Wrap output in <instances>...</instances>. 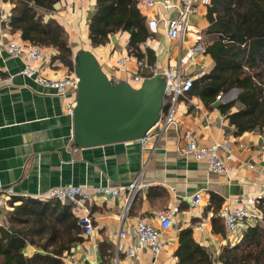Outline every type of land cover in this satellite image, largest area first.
I'll return each mask as SVG.
<instances>
[{
	"label": "crops",
	"instance_id": "crops-1",
	"mask_svg": "<svg viewBox=\"0 0 264 264\" xmlns=\"http://www.w3.org/2000/svg\"><path fill=\"white\" fill-rule=\"evenodd\" d=\"M162 1L156 0L151 7L138 4L146 23L149 18L158 21L156 26L147 25L150 35L139 46L142 52L149 50L153 55L151 63L142 59L141 68L133 47L128 46L127 31L110 35L105 45H89L88 23L96 0H60L44 18H53L63 26L73 56L82 48L92 51L114 83L124 81L139 87L144 79L153 77V65L158 70L179 66L181 75L192 81L209 73L214 62L204 49L215 38L205 33L210 0L195 2L198 12L187 15L188 28L179 31L176 39L166 36L162 18H174L182 6L181 0H168L173 5L169 9L164 8ZM13 5V0H0V189L12 191L10 196L3 195L6 202L0 205V226L7 225L12 211L10 198H35L34 195L58 185L80 186L91 196L84 202L93 233L89 239L81 236L73 242L69 251L62 254V264H177L175 250L182 229L191 230L192 238L208 253L212 264H222L217 260L221 249L236 244L242 231L254 222L244 220L238 230L229 232L217 210L237 204L264 222L258 202L245 203L248 198L264 196V132L253 129L236 133L228 115L237 111L240 103L225 113L220 106L225 103L220 101L223 96L207 105L198 96L186 93L177 98L174 121L160 135H151L142 143L136 139L85 148L75 146L73 119L66 105L75 101L76 91L61 95L35 78L38 74L53 80L71 70L58 59L55 48L39 46L40 58L30 63L35 74L29 77L22 73L24 63L6 48L11 40L27 43L7 22ZM197 46L200 49H195ZM126 55L129 60L116 67L117 60ZM134 74L142 75L139 81L132 79ZM158 77L164 79L162 75ZM170 104V99L164 97L160 114H165ZM188 131L201 146L218 145L217 153L230 171L212 173L204 161L184 155L183 134ZM224 143L229 144L228 151L221 146ZM136 179L148 185L137 192L127 213L125 192L113 196L95 194L93 190L97 186L126 185ZM195 193L200 195L198 204L192 202ZM236 199L244 201L236 203ZM166 207L178 209L172 224L163 228L154 213ZM136 218L160 232L163 248L156 256L148 249L140 250L134 257L127 255L132 240L119 238L118 232ZM25 251L30 256L40 250L28 245Z\"/></svg>",
	"mask_w": 264,
	"mask_h": 264
},
{
	"label": "trees",
	"instance_id": "trees-1",
	"mask_svg": "<svg viewBox=\"0 0 264 264\" xmlns=\"http://www.w3.org/2000/svg\"><path fill=\"white\" fill-rule=\"evenodd\" d=\"M58 2L13 0L7 22L25 42L55 48L58 59L72 71L73 53L65 29L55 19L44 18ZM207 17L205 33L215 38L204 52L214 66L192 81L188 94L210 105L218 95L238 89L235 99L220 105L223 112L238 102L241 107L228 115L236 133L264 132V0H210ZM118 31L129 33L128 46L133 47L137 61L145 58L153 62L152 53L139 48L150 32L137 0H96L88 23L89 45H105ZM8 204L12 211L7 225L0 226V264H62V254L81 239V228L69 203L12 197ZM257 205L264 214V196ZM28 245L40 251L26 255ZM175 256L177 264H212L190 229L179 232ZM217 260L222 264H264V222L248 225L236 244L221 249Z\"/></svg>",
	"mask_w": 264,
	"mask_h": 264
},
{
	"label": "built area",
	"instance_id": "built-area-1",
	"mask_svg": "<svg viewBox=\"0 0 264 264\" xmlns=\"http://www.w3.org/2000/svg\"><path fill=\"white\" fill-rule=\"evenodd\" d=\"M198 0H181V8L178 10L177 15L174 18L167 19L162 18L165 22V33L170 39H176L179 36V31L186 30L188 28L186 18L190 13H197L198 9L195 6V2ZM138 4L143 7H151L156 4V0H137ZM162 4L165 9L171 8L173 5L168 0H163ZM157 20L155 18L147 19L148 26H156ZM197 40L200 39L198 35ZM7 51L10 55L17 57L24 63L22 73L27 76L35 74V69L30 66L31 62H35L40 58L39 46L29 43L20 44L15 40L8 41L6 44ZM195 49H200L199 46ZM129 60V56L121 57L117 60L116 67L120 68L125 62ZM73 62V59H72ZM138 67L141 68V61H137ZM150 69V67H149ZM151 74L162 75L165 80L164 97L170 99L171 103L165 114H160V117L156 124L139 140L142 142L147 141L151 135H160L168 125L174 121L175 109L174 103L179 96H185L192 86V79L190 77H184L181 75L179 66L167 67L165 69L158 70L156 65L151 67ZM142 76V75H141ZM141 76L134 74L132 79L139 81ZM36 81L46 87L55 89L59 94H65L67 91H76L78 77L74 70L69 74L64 75L53 80H47L36 74ZM222 96L218 95V100ZM74 102H68L66 105L67 112L72 116L74 109ZM161 130L157 132V129ZM184 146L181 148L184 155L191 157L197 161H204L207 168L212 173H227L230 171L225 165V159L217 153L218 145L201 146L197 144L191 137L190 132H185ZM226 151L229 149V144L224 143L221 145ZM148 184L141 182L139 179L133 180L126 185L120 186H97L95 187V194L103 195H118L121 192H125L126 204L125 213L128 212L129 207L134 199V196L138 191ZM12 191L10 189H0V205L5 204V196H10ZM35 198L41 200H56L62 204L69 203L72 207V212L77 218V223L81 227V234L85 238H91L93 233V222L89 213V210L85 204V200L89 199L90 194L86 189L80 186L73 185H58L48 188L44 193L34 195ZM259 197H251L245 200L247 204H255L258 202ZM200 200L199 193H195L192 196V202L198 204ZM244 201L242 199H236L235 202ZM177 207L163 208L156 210L154 215L159 220L163 228L169 227L172 224L174 214L177 212ZM217 216L222 218L227 230L234 232L238 230L244 220L255 222L260 221V217L248 214L244 209L237 206H233L231 209L221 207ZM119 238H129L132 240L131 246L128 247L127 255L130 257L136 256V254L142 249H148L156 256L163 248V241L160 232L151 224L146 223L144 220L136 218L135 221L120 229L118 232Z\"/></svg>",
	"mask_w": 264,
	"mask_h": 264
},
{
	"label": "water",
	"instance_id": "water-1",
	"mask_svg": "<svg viewBox=\"0 0 264 264\" xmlns=\"http://www.w3.org/2000/svg\"><path fill=\"white\" fill-rule=\"evenodd\" d=\"M73 70L78 77L72 115L75 146L140 139L158 121L165 88V80L158 75L144 79L139 87L114 83L94 53L83 48L73 56Z\"/></svg>",
	"mask_w": 264,
	"mask_h": 264
},
{
	"label": "rangeland",
	"instance_id": "rangeland-1",
	"mask_svg": "<svg viewBox=\"0 0 264 264\" xmlns=\"http://www.w3.org/2000/svg\"><path fill=\"white\" fill-rule=\"evenodd\" d=\"M237 94H238V89L234 88V89L230 90L228 93H226L225 95H223V99H221L220 101H225L226 102V101L233 100V99H235Z\"/></svg>",
	"mask_w": 264,
	"mask_h": 264
}]
</instances>
